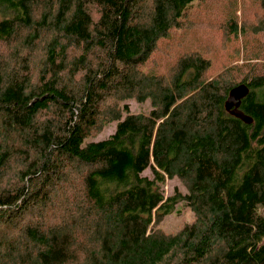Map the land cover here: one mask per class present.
Masks as SVG:
<instances>
[{
    "label": "trees",
    "instance_id": "obj_1",
    "mask_svg": "<svg viewBox=\"0 0 264 264\" xmlns=\"http://www.w3.org/2000/svg\"><path fill=\"white\" fill-rule=\"evenodd\" d=\"M17 37L18 54L0 66V172L14 157L26 163L0 190L1 228L23 230L4 239L8 256L264 264V0H0V42ZM165 40L167 71L145 70ZM241 83L252 123L225 106ZM132 98L152 108L134 113ZM113 121L111 135L93 140ZM78 165L74 218L50 227L26 219L51 207ZM175 177L186 192L166 194ZM179 203L194 220L167 234L158 225Z\"/></svg>",
    "mask_w": 264,
    "mask_h": 264
},
{
    "label": "rangeland",
    "instance_id": "obj_2",
    "mask_svg": "<svg viewBox=\"0 0 264 264\" xmlns=\"http://www.w3.org/2000/svg\"><path fill=\"white\" fill-rule=\"evenodd\" d=\"M249 1H251V3H254L255 0ZM242 25L244 27L247 26V24L245 25L244 23H242ZM221 27H225V30L228 29L227 25L223 23H221ZM193 40H195V35L193 37ZM20 43L21 37H17L8 42H0V66H7L11 63L9 59L11 56L18 54V45ZM168 43L170 42L165 40L160 44L158 50L153 55V59L144 67L145 70H153L161 74L167 71L166 64L169 63V47L167 46ZM37 47L38 48L36 49H32V58L30 59L31 68L34 72H36V70L39 68L45 57V44L40 43ZM27 50L28 49H25V52H28ZM237 73L239 72L237 71ZM240 77V73L235 76V78ZM126 102L129 103L130 110L134 113H147L152 108L150 99L145 100V102H138L135 98H132L130 100H127ZM123 103L121 102V104ZM47 114L48 113H44V115L42 116H45ZM116 123L117 121H113L106 124V126L99 132L94 133V136L92 137L93 140L107 138L115 131ZM24 165H26V163L23 164L22 158L14 157L11 159L7 167H5L0 172V190L3 189V187L8 188L10 185H13L16 182L17 178H20V176L22 175V171L24 170ZM144 174L150 175L152 177L150 169L146 170ZM174 186H178L180 191H182L183 193L186 192L184 183L179 178L175 177L174 179L167 180L166 184L163 187L165 193H172ZM82 201L83 173L80 166L78 165L77 167H73L71 170H69L67 178L63 180V182L60 183L57 187L54 201L51 203V207L46 208L43 215L33 214L27 216L26 219L33 220V222H42L48 227L58 222H66L74 218L76 209L80 207L78 205ZM193 220L194 213L191 208L185 203H179L176 205L174 212L164 217L158 227L167 234H173L179 231L186 223L192 222ZM158 227L154 226V228ZM22 233V228L21 230L19 228L6 229L1 228L0 226V264H17V261L14 257L8 256L5 250H2V246L4 244V239L8 240L17 236H22ZM19 241L24 243L22 238H20Z\"/></svg>",
    "mask_w": 264,
    "mask_h": 264
},
{
    "label": "water",
    "instance_id": "obj_3",
    "mask_svg": "<svg viewBox=\"0 0 264 264\" xmlns=\"http://www.w3.org/2000/svg\"><path fill=\"white\" fill-rule=\"evenodd\" d=\"M250 88L245 83L234 86L225 102L228 112L242 119L246 123H252L254 118L240 109L242 99L248 95Z\"/></svg>",
    "mask_w": 264,
    "mask_h": 264
},
{
    "label": "bare ground",
    "instance_id": "obj_4",
    "mask_svg": "<svg viewBox=\"0 0 264 264\" xmlns=\"http://www.w3.org/2000/svg\"><path fill=\"white\" fill-rule=\"evenodd\" d=\"M5 220V219H4Z\"/></svg>",
    "mask_w": 264,
    "mask_h": 264
}]
</instances>
